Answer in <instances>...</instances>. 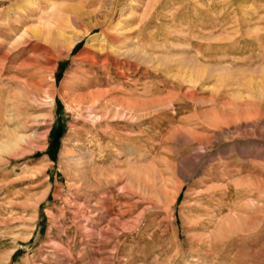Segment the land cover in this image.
Here are the masks:
<instances>
[{
  "label": "rangeland",
  "instance_id": "374dc122",
  "mask_svg": "<svg viewBox=\"0 0 264 264\" xmlns=\"http://www.w3.org/2000/svg\"><path fill=\"white\" fill-rule=\"evenodd\" d=\"M0 264H264V0H0Z\"/></svg>",
  "mask_w": 264,
  "mask_h": 264
},
{
  "label": "bare ground",
  "instance_id": "6f19581e",
  "mask_svg": "<svg viewBox=\"0 0 264 264\" xmlns=\"http://www.w3.org/2000/svg\"><path fill=\"white\" fill-rule=\"evenodd\" d=\"M123 32V31H122ZM112 38V37H111ZM100 48H101V46H100ZM102 50V49H101ZM99 50H98V47H97V52H98ZM96 95H100V92L99 93H97ZM95 95V96H96ZM100 98L98 97V98H95L94 100H92V104H91V106L89 107V108H91V107H93L94 106V104H97L100 100H99ZM96 108V107H95ZM93 110V109H92Z\"/></svg>",
  "mask_w": 264,
  "mask_h": 264
}]
</instances>
